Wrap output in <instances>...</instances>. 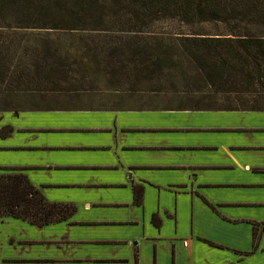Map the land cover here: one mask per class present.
<instances>
[{
	"label": "crops",
	"instance_id": "obj_1",
	"mask_svg": "<svg viewBox=\"0 0 264 264\" xmlns=\"http://www.w3.org/2000/svg\"><path fill=\"white\" fill-rule=\"evenodd\" d=\"M7 115L26 154L0 168L75 211L42 226L0 217V264H264V111L142 90Z\"/></svg>",
	"mask_w": 264,
	"mask_h": 264
},
{
	"label": "trees",
	"instance_id": "obj_2",
	"mask_svg": "<svg viewBox=\"0 0 264 264\" xmlns=\"http://www.w3.org/2000/svg\"><path fill=\"white\" fill-rule=\"evenodd\" d=\"M115 18L127 21L119 31L135 36L160 21L226 25V32L149 37L150 49L160 52L153 60L148 54L143 57L147 47L138 41L129 54L140 65L166 64L170 80L183 89L176 90L170 83L182 96L178 108L264 111V0H0V29L15 32L14 37L21 36L18 31L103 32L110 30ZM38 35L5 41L0 33V111L7 110L2 106L15 94L52 84L49 76L56 68L42 57L50 49L45 41L36 39ZM116 53L125 56L123 49ZM134 68L140 71L139 65ZM133 193L140 204L142 187L134 186ZM74 211L72 204L46 200L19 169L0 168V217L42 226L65 221ZM152 220L159 224L156 216Z\"/></svg>",
	"mask_w": 264,
	"mask_h": 264
},
{
	"label": "rangeland",
	"instance_id": "obj_3",
	"mask_svg": "<svg viewBox=\"0 0 264 264\" xmlns=\"http://www.w3.org/2000/svg\"><path fill=\"white\" fill-rule=\"evenodd\" d=\"M126 19H111L110 30L103 32L91 31H27L20 33L22 39L39 34L36 39L45 41L50 49L42 57H47L56 70L50 73L49 79L52 82L47 88L33 92H19L12 96L2 107L7 110L36 108L46 102L56 103L71 102L78 100L81 96H117L120 93L133 91L162 92L170 97L172 104L178 106L182 104L179 94L170 88L173 82L176 90H183L180 83L170 80V74L165 70L166 64L160 63L158 67L147 66L148 63L140 65L135 63L130 56L129 50L138 41L143 48V57L146 54L155 59L160 52H154L148 44L149 37L162 38L166 34L175 33H217L226 32V25L203 22L195 25H180L176 21L155 22L143 29L135 36L131 33L121 32L120 27L124 26ZM3 35L1 39L5 41H16L19 37H14L15 32H8L0 29ZM26 33L27 35H22ZM29 34V35H28ZM7 36V37H6ZM35 38V37H34ZM44 45V44H42ZM43 47V46H42ZM117 49H123L125 56L119 57ZM116 50V51H113ZM48 54V56H46ZM42 54H40L41 56ZM144 59V58H142ZM139 65V70L134 65ZM145 67H148L145 70ZM43 80V79H41ZM116 93V94H115ZM216 105L219 102L215 103ZM17 127L15 124H22L18 118L9 119L5 116L0 121V156H21L26 152L23 150H12L13 146L21 144V138L25 133H17L6 136L8 133L6 125ZM8 148V149H7Z\"/></svg>",
	"mask_w": 264,
	"mask_h": 264
},
{
	"label": "built area",
	"instance_id": "obj_4",
	"mask_svg": "<svg viewBox=\"0 0 264 264\" xmlns=\"http://www.w3.org/2000/svg\"><path fill=\"white\" fill-rule=\"evenodd\" d=\"M183 245L186 246V242L185 241H183Z\"/></svg>",
	"mask_w": 264,
	"mask_h": 264
}]
</instances>
